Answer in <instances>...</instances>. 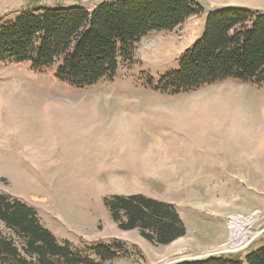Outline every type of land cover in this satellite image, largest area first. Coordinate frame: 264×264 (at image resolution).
<instances>
[{
	"label": "rangeland",
	"instance_id": "obj_1",
	"mask_svg": "<svg viewBox=\"0 0 264 264\" xmlns=\"http://www.w3.org/2000/svg\"><path fill=\"white\" fill-rule=\"evenodd\" d=\"M105 1L113 0H0V19L22 8L91 10ZM199 1L206 11L241 6L264 13V0ZM205 14L143 37L135 61L120 64L113 79L100 85L71 88L55 80L54 68L0 66V194L33 208L42 225L73 248L120 243L119 258L107 264H169L211 255L243 259L245 249L217 252L233 235L231 216L253 221L239 231V241L264 235V88L229 79L176 96L159 93L158 99L148 96L159 97L145 84L146 77L177 67L200 35ZM231 90L240 97L234 105L214 99L217 91L226 96ZM122 93H132L134 105ZM190 102L193 111H184L181 105ZM136 189L172 204L186 234L157 246L137 230L118 229L103 198Z\"/></svg>",
	"mask_w": 264,
	"mask_h": 264
},
{
	"label": "trees",
	"instance_id": "obj_2",
	"mask_svg": "<svg viewBox=\"0 0 264 264\" xmlns=\"http://www.w3.org/2000/svg\"><path fill=\"white\" fill-rule=\"evenodd\" d=\"M203 13L202 33L180 54L177 67L156 79L146 77V86L170 95L228 79L264 88V13L239 6L206 11L199 0H113L91 10L78 5L22 8L0 19V66L28 65L33 72L54 68L58 82L91 87L111 81L120 64L135 61L143 37L171 32ZM103 204L118 229L137 230L151 244L166 246L186 234L168 202L112 194ZM120 246L97 242L73 248L45 228L33 208L0 194V264H107L119 258ZM243 252V259L211 255L170 264H264V235Z\"/></svg>",
	"mask_w": 264,
	"mask_h": 264
},
{
	"label": "crops",
	"instance_id": "obj_3",
	"mask_svg": "<svg viewBox=\"0 0 264 264\" xmlns=\"http://www.w3.org/2000/svg\"><path fill=\"white\" fill-rule=\"evenodd\" d=\"M225 7H228V6H225ZM241 7V6H240ZM248 8V7H247ZM206 15V14H205ZM204 22H205V16H204V19H203V27H204ZM203 30V29H202ZM201 33H202V31H201ZM201 33H200V35H201ZM199 35V36H200ZM198 36V37H199ZM198 39V38H197ZM196 39V40H197ZM195 40V41H196ZM194 41V42H195ZM193 42V43H194ZM192 43V44H193ZM191 44V45H192ZM190 47V46H189ZM188 47V48H189ZM186 50V49H185ZM163 74V73H162ZM229 80V79H228ZM228 80H226V81H228ZM225 81V82H226ZM103 82V81H102ZM102 82H100V83H98V84H96V85H100ZM231 84H233V86H234V81L231 83ZM236 84V83H235ZM96 85H94V86H96ZM153 90V89H152ZM154 91V90H153ZM232 92H229V93H227L226 94V96L224 95V93L223 92H218L217 91V93H215V96H214V99H216V102H218V104H221L223 107L225 106V105H234V102H235V99H237L238 97H239V93L238 92H233V90H231ZM155 92H157V91H155ZM134 93V92H133ZM160 92H158L157 93V95L159 94ZM125 97H128L129 99H131L132 98V104L134 105V102H135V100H134V98L135 97H133L132 96V93H126V95L124 94V93H122ZM161 94V93H160ZM147 95V94H146ZM155 95V96H154ZM177 95H179V94H177ZM149 97L151 96V97H155V98H161L159 95V97H156V93H153V95L152 94H150V95H148ZM174 96H176V95H174ZM240 98V97H239ZM147 100H149V99H147ZM110 100H107V102H109ZM210 102V101H209ZM192 104H193V102H190V103H186V104H183V105H181L182 106V108L184 109V111H193L192 109H191V107H192ZM194 104H199V100L197 101V102H195ZM118 106L120 105L121 107H124V105L122 104V102L121 103H119V104H117ZM125 107H129V106H125ZM94 111V110H93ZM126 111H136V110H134V109H132V108H129L128 110L126 109ZM264 111V110H263ZM183 116H185V114L183 115ZM187 117H188V115H186ZM198 120V119H197ZM198 122V121H197ZM117 144H115V146H116ZM163 147H165V148H167V146H165V144L163 145ZM164 154H166V152H164ZM144 166L143 165H141L140 164V174L142 175V176H145V172H144ZM138 187V186H137ZM125 194H127V195H132V194H142V195H145L146 196V194L145 193H140L139 192V189H136V191L134 190V192H126ZM179 239H181V238H179ZM179 239H177V240H179ZM177 240H175L174 242H172V243H170L169 245H171V244H173V243H175ZM169 245H166V246H169ZM179 259H176V258H174V259H172V260H168L169 261V264L170 263H172V262H175V261H178Z\"/></svg>",
	"mask_w": 264,
	"mask_h": 264
},
{
	"label": "built area",
	"instance_id": "obj_4",
	"mask_svg": "<svg viewBox=\"0 0 264 264\" xmlns=\"http://www.w3.org/2000/svg\"><path fill=\"white\" fill-rule=\"evenodd\" d=\"M230 218V224L232 230H234L233 235L229 236V242L223 245L224 249L223 251H218V254L223 253H236L241 250H244L247 248L257 237L260 233H255L253 236H249L246 240H240L239 231L240 234L242 232L245 233V231L250 229L251 224H253V221L251 219L248 220H239L237 217L231 216ZM242 236V235H241Z\"/></svg>",
	"mask_w": 264,
	"mask_h": 264
}]
</instances>
